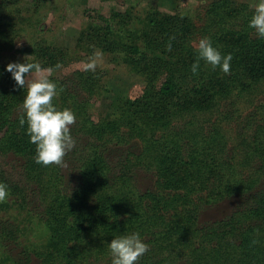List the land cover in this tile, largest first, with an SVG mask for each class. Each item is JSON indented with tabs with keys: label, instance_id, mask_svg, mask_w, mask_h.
Here are the masks:
<instances>
[{
	"label": "trees",
	"instance_id": "16d2710c",
	"mask_svg": "<svg viewBox=\"0 0 264 264\" xmlns=\"http://www.w3.org/2000/svg\"><path fill=\"white\" fill-rule=\"evenodd\" d=\"M15 1L0 0V51L14 45L11 35L18 30L8 25V12ZM208 4L198 35L210 37L223 53L236 52L230 64V71L238 72L236 79L203 59L192 72L197 52L188 44L197 25L186 14L149 6L135 23L128 11L116 9L101 16L104 23L81 32L79 42L89 48L94 40L103 49L119 42L131 45L126 51L136 54H125V59L145 62L139 70L163 80L159 87L145 86L141 95L127 98L112 114L94 121L89 104L78 99V90L65 85L71 80L88 93L78 83L81 73L74 71L69 80L50 76L60 89V101L53 98L54 103L76 114L70 127L76 143L63 158L77 170L70 185L64 162L45 166L34 159L36 145L30 141L22 108L28 83L24 88L17 85L6 68L11 61L26 59L0 60V154L21 162L16 179L0 163V181L7 183L8 196L16 202L27 206L36 202L49 232L42 244L24 252L27 259L36 257L42 264H111V239L139 231L149 248L135 264H264V118L259 123L251 119L253 115L247 119V127L255 126L247 143L251 148L244 152L252 162L249 171L235 161L220 123L200 118L226 114L237 94L264 80V38L249 26L254 8L248 3ZM16 12L14 18L23 20ZM29 49L33 54L27 60L39 62L41 69L72 60L66 47L57 44L38 41ZM83 134L88 138L81 142L77 136ZM133 139L142 142L140 151H128L117 163L108 158L110 144ZM139 169L153 175L152 188L138 185ZM231 197L239 198L235 210L199 223L202 209ZM0 234L10 242L18 239V229L10 222L0 225Z\"/></svg>",
	"mask_w": 264,
	"mask_h": 264
},
{
	"label": "rangeland",
	"instance_id": "374dc122",
	"mask_svg": "<svg viewBox=\"0 0 264 264\" xmlns=\"http://www.w3.org/2000/svg\"><path fill=\"white\" fill-rule=\"evenodd\" d=\"M211 0H16L8 12V25L16 27L18 31L12 33L13 47L0 51V60L16 56L23 59L32 58L33 54L29 48L38 41L45 44H57L67 49V54L71 61L55 68H42L36 75L54 76L69 80L78 74V83L84 85L88 93L79 88L71 80L65 85L77 91L78 99L84 100L88 105L89 116L94 121L101 117L112 114L116 107L130 97H136L143 93L145 86L159 87L163 78L156 75L148 77L139 68L145 62H135L125 59L131 45L122 46V42L112 46V49L101 48L96 40L92 41V47L79 42L81 32L94 23H104L103 16H109L113 10L128 11L137 17L149 6L160 10L189 15L195 22V34L189 41V46L196 50L195 45L203 36L198 35L200 26L204 23V13ZM248 3L252 8L256 0H237ZM16 6H18L16 9ZM14 10L19 11L23 20L14 18ZM18 16V12H16ZM15 15V16H16ZM26 18V19H25ZM110 18V17H109ZM198 35V36H197ZM95 49L103 52L101 57H97V66L94 71L85 70L84 64L89 60ZM125 51V52H124ZM229 52V51H228ZM235 54V51H230ZM133 57L132 55H130ZM234 56V55H233ZM138 58V57H135ZM231 67V65H230ZM217 67H215L216 69ZM211 72L215 73L213 68ZM237 69V68H235ZM87 71V73H84ZM219 73V72H218ZM229 77L236 79L238 72H228ZM233 73V74H232ZM28 75V74H27ZM33 78L32 75L26 77L27 83ZM248 90L237 94L235 102L230 106L226 114L221 113L200 114V118L210 121L212 124L220 123L221 130L229 140L231 149L234 151L238 165L244 170H250L252 162L245 158L244 152L250 146L248 142L252 140L255 129L247 127V119L255 123L261 122L264 118V80L253 83ZM80 89V90H79ZM74 90V89H73ZM91 92H90V91ZM60 89L57 88V95L54 100L60 101ZM53 100V102H54ZM56 100V102H57ZM71 103V102H70ZM184 116V115H182ZM181 116V117H182ZM198 116V115H196ZM189 118V116H186ZM196 118V117H195ZM250 119V120H251ZM72 124L70 125V127ZM80 141L87 140L86 135L77 136ZM245 141V143H243ZM142 148L139 139L116 145L110 144L106 148V155L113 163L119 162L128 151L138 152ZM251 148V147H250ZM64 162V161H63ZM0 163L4 166L9 176L18 178L21 171V162L13 155L0 154ZM255 164V160L253 161ZM63 170L66 175V184H72L77 176V170L70 161L63 163ZM137 183L141 189L152 188L154 177L150 172L143 169L136 170ZM20 179V178H19ZM239 198H226L218 203L207 205L201 210L199 223L212 222L221 219L236 209ZM3 222H10L18 229V239L16 242L6 240L0 234V264H42L38 258H26L24 252L39 246L48 238V228L39 214L36 202L30 205H23L14 200L13 196H8L4 201H0V225Z\"/></svg>",
	"mask_w": 264,
	"mask_h": 264
},
{
	"label": "clouds",
	"instance_id": "9594fccd",
	"mask_svg": "<svg viewBox=\"0 0 264 264\" xmlns=\"http://www.w3.org/2000/svg\"><path fill=\"white\" fill-rule=\"evenodd\" d=\"M248 23L260 38H264V0H256L254 12ZM168 47L171 48L170 42ZM195 47L197 59L191 65L193 73L198 71L200 59L205 60L213 68L219 66L225 73L230 71L232 53H223L213 44L210 37L200 38ZM102 55V50L95 49L84 64L85 70L94 71L97 66L96 58ZM6 68L11 72L16 84L23 88L26 77L33 76L28 82L22 108L26 115L30 141L36 145L34 157L36 163L45 166L62 164L65 154L76 143L70 131V125L76 120L75 112L68 107L59 108L53 102L57 95V84L47 75H36L41 72L39 62H30L27 59L26 62L11 61ZM25 115L20 118L22 125L25 123ZM8 192L7 183L0 181V201L7 199ZM108 248L112 258L111 264H135L148 250L149 244L139 231H132L114 236L108 243Z\"/></svg>",
	"mask_w": 264,
	"mask_h": 264
}]
</instances>
